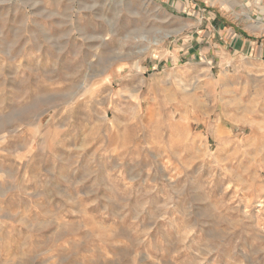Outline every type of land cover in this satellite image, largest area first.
Masks as SVG:
<instances>
[{"label": "rangeland", "instance_id": "374dc122", "mask_svg": "<svg viewBox=\"0 0 264 264\" xmlns=\"http://www.w3.org/2000/svg\"><path fill=\"white\" fill-rule=\"evenodd\" d=\"M188 2L0 0V264H264V0Z\"/></svg>", "mask_w": 264, "mask_h": 264}, {"label": "crops", "instance_id": "0c3cea01", "mask_svg": "<svg viewBox=\"0 0 264 264\" xmlns=\"http://www.w3.org/2000/svg\"><path fill=\"white\" fill-rule=\"evenodd\" d=\"M166 2H172V5L184 9L185 11H187L186 7H190L188 0H166ZM196 25L197 28L202 27L199 38H195V32L189 33L190 35L188 38L192 39L191 42L183 49H173L175 66H184L186 69H191V78L194 76L195 78L198 77V73L196 72L197 67L195 66V62L197 61H199L200 65H207L212 71L218 68L221 70V73L226 74L227 68L231 65V62H236L234 59L231 61L228 60L232 57V54L239 60L246 51L249 52V50L252 51L254 49L252 43L247 42V39L244 38L241 31H237L220 19L215 17H211L208 20L198 19ZM188 26L189 25L185 27ZM198 43L203 44V48L201 45L198 46ZM173 45L172 47L174 48ZM220 55H222V59L220 58V60H218ZM256 56L258 58L262 57L258 52ZM169 62L170 60H167V64H169ZM161 64L162 61H159L156 65L160 66ZM135 89L136 88H133V90Z\"/></svg>", "mask_w": 264, "mask_h": 264}]
</instances>
